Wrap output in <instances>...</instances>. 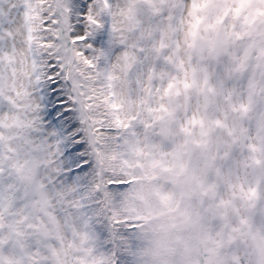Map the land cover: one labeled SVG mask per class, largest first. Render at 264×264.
Masks as SVG:
<instances>
[{
    "label": "snow or ice",
    "instance_id": "snow-or-ice-1",
    "mask_svg": "<svg viewBox=\"0 0 264 264\" xmlns=\"http://www.w3.org/2000/svg\"><path fill=\"white\" fill-rule=\"evenodd\" d=\"M0 264H264V0H0Z\"/></svg>",
    "mask_w": 264,
    "mask_h": 264
}]
</instances>
